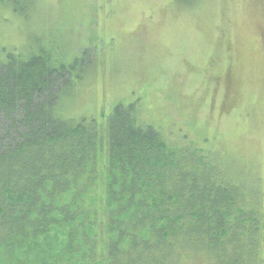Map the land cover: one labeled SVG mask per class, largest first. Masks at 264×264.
Masks as SVG:
<instances>
[{
  "label": "trees",
  "instance_id": "1",
  "mask_svg": "<svg viewBox=\"0 0 264 264\" xmlns=\"http://www.w3.org/2000/svg\"><path fill=\"white\" fill-rule=\"evenodd\" d=\"M34 2L0 10L29 20ZM37 45L0 50V264H264V197L139 102L64 117L91 54Z\"/></svg>",
  "mask_w": 264,
  "mask_h": 264
},
{
  "label": "rangeland",
  "instance_id": "2",
  "mask_svg": "<svg viewBox=\"0 0 264 264\" xmlns=\"http://www.w3.org/2000/svg\"><path fill=\"white\" fill-rule=\"evenodd\" d=\"M32 7L29 20L1 8L0 50L28 53L43 42L69 59L91 54L63 92L64 117L106 123L117 104L139 102L173 141L195 145L264 197V0Z\"/></svg>",
  "mask_w": 264,
  "mask_h": 264
}]
</instances>
